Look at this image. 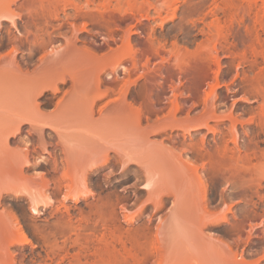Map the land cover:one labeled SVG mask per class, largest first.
I'll return each mask as SVG.
<instances>
[{"label": "rangeland", "instance_id": "rangeland-1", "mask_svg": "<svg viewBox=\"0 0 264 264\" xmlns=\"http://www.w3.org/2000/svg\"><path fill=\"white\" fill-rule=\"evenodd\" d=\"M25 1L0 0V21L4 25L0 34V214L6 216L8 209H14L29 236L40 244L35 248L30 245L11 247L16 254L15 264H57L62 260L60 257L66 254L65 262L61 263L71 264L76 262L72 256L82 252L88 256L85 259L80 254L82 263L92 262V251L102 248V244L94 240L95 234L99 237L101 233L98 231L104 230L102 224L98 223V227L94 224L96 216L90 215L88 207L89 203L99 202L98 192L100 196L110 194L113 199L120 198L116 211L123 228L149 224V235L155 239L157 252L149 260L146 259L147 262L129 259L128 264H158L159 261L163 264H264V114L260 111L264 106V0L62 1L56 17L48 20L41 18L32 24V34L24 38L26 42L17 51V67L11 64V56H8L16 44L15 29L10 21L4 19L7 15L11 16V10L23 13L20 18H15L24 30L25 24L32 21L22 8ZM64 5L66 9L62 10ZM98 9L106 18L109 15L114 17V30L106 33V30L89 24L86 29L91 30H81L78 37L90 44L97 43L101 53L108 50V42L117 47L124 37H129L143 49L151 42L155 43L159 53L152 55L148 68L153 70L154 75L162 67L166 77L152 80L155 83L163 80L154 90L155 104L152 107L156 111L163 108L158 113L160 121H163L171 102L178 101L182 106L176 113L178 128L165 129L166 123L156 124L155 110L150 120L145 116L138 120L128 112L119 114L120 111L117 113L114 110L116 102L106 103L108 98L99 102L91 115L89 98L93 91L86 90L79 96L76 91L71 92L70 81L60 85L61 91L57 96L45 91L38 98L36 94L40 88L60 75L48 78L39 72L41 54L63 48L66 39L74 37H70L73 35L72 23L75 27H83L85 19L82 11L99 12ZM34 24L44 25L40 33L43 35L48 31L52 39L46 49L34 48L31 53L27 41L36 36ZM104 36L107 39H103ZM119 59L115 56L101 62L105 70L102 73L104 80L107 73L111 74L113 67L118 66ZM122 64L130 65L127 61ZM119 69L122 75V68ZM143 69L140 66L130 79L134 81ZM144 83L145 79H138L131 87L130 97L137 98V103L141 98L136 93ZM49 98L48 103H41ZM61 98L62 103L58 102ZM102 105H107L108 109L103 106L105 109L100 111ZM66 110L69 114L62 117L61 112ZM23 118L33 119L37 125L54 127L44 129L47 141L52 142L48 147L51 153L46 150L47 154L40 148L39 136L33 133L31 124H22L19 134L12 133ZM232 137L238 139L235 145L231 142ZM200 140L205 145L196 147L194 143ZM224 140L228 142L229 153L226 154L227 160L224 159L226 163L217 172L210 168L207 149L214 152L215 146L223 144ZM64 147L76 153L73 184L71 182L69 187L67 182L70 180H62L58 188L59 182H52L57 177L61 179L62 162L57 165V173L53 172L52 154L56 153L54 156L57 155L60 162L66 150ZM23 150L31 153L34 165L25 167L21 174L13 173L7 169V156L24 155ZM125 152L140 158L139 161L144 162L141 165L146 167H141L136 161L122 168L121 155L126 156ZM107 155L110 162L105 168L84 175L90 164L95 160L102 161ZM43 156L48 157L46 163L39 162ZM197 157L201 161L199 158L196 160ZM202 160L205 161V168L199 166L204 163ZM195 163L199 166L197 172L194 170ZM46 170L49 172L46 176L51 179L47 188L37 175L43 171L46 173ZM200 177L205 178L207 183L205 201L202 200ZM89 182L94 185L96 196H88L77 203L65 198L68 193L72 196L83 194ZM146 182L153 187L152 196L142 188ZM27 193H33L40 199L50 196L55 203L43 209L42 214H33L29 209L28 196L24 197ZM161 195L164 196L161 206L156 209L149 201L157 200ZM63 199H66L65 206L70 208L67 213L64 205H60L61 211L56 209ZM125 214L140 220L130 225L125 221ZM224 216L226 220L222 219ZM60 217H70L74 225H78L75 228L82 226L78 231L82 230L87 238L93 235L89 237L90 242L86 240L84 243V251L78 244L72 247L73 241L71 245L68 241L67 251L61 249L64 239L61 236L57 237L59 243L56 240L60 247L50 236V240L55 242L54 250L60 248L55 257L49 249L53 242L43 245V238L39 236L42 232L39 234L38 230L49 234L60 222ZM83 232H80V237ZM116 246L124 251L122 244ZM46 251H50L53 259L46 258Z\"/></svg>", "mask_w": 264, "mask_h": 264}, {"label": "bare ground", "instance_id": "bare-ground-1", "mask_svg": "<svg viewBox=\"0 0 264 264\" xmlns=\"http://www.w3.org/2000/svg\"><path fill=\"white\" fill-rule=\"evenodd\" d=\"M12 1L15 2L17 0H12ZM62 1H66V0H46V1L45 0H26L24 2V4L22 5V8L25 11L24 13L27 14V17L29 16L30 18H32L31 19L32 21L30 22V24H28V23L25 24L24 30H22L19 27V24L15 18V17L20 18V16H22L23 13H17V12H14L11 10L10 11L11 16H8V15L5 16L4 15L7 18V19H4V21L5 20L10 21L11 26L14 27L15 33H16V34L14 33L15 34L14 43H16V44L18 43L17 45L15 44L13 49H11V51L13 53L10 51L9 54L11 53V55L8 54V56H11L10 57L11 58V61H10L11 64L17 65V67H19V61L17 60V57H16L17 51H18V49H20L19 46H21L22 44H24V42H26V41H24V38L27 39L29 37V35L32 34V24L35 23V20H38L41 18L48 20L49 18L56 17L60 12L59 6H60ZM65 7H66V5H64V7H62L63 8L62 10H65L66 9ZM74 7L76 8V6H74ZM80 11H82V10H80ZM98 11H99V9H98ZM82 12H83L82 17H83V19H85L84 25H82L83 27L82 28L75 27L74 24L72 23V26L74 27L73 31H72L73 35H71L70 37H73V36L74 37L73 38H67L66 44L64 45L63 48H61L60 47L61 45H60L59 46L60 48H57V51H55L53 53H49L46 50H44L46 52H44L43 55L41 54V56L39 58V59H41L40 60L41 62L39 65L37 64L38 67L40 66V68H41V69L39 68L40 69L39 72H41L43 75L47 76L48 78L51 77L52 75H55V74H60V75L58 76L57 79L51 81L50 84H47V85L45 84L43 86V88L41 87L42 89L40 88V90L37 92L36 95L41 96V95H43V93H45V91L46 92L50 91V92H52L53 96L55 97V96H57V93H59L61 91L62 86H60V85L66 84L67 82L70 81L71 82L70 84L72 86L71 92L76 91V93L79 96H81L82 93H85L86 90L93 91V95L89 98V103L91 104V106H90V108H91L90 114L92 113L91 115H93V113L95 112L94 107L99 102H101L102 100L108 98V100H106V103L109 104V102H116L115 107H117V110L118 109L119 110L117 111L114 107L115 112L118 113L120 111L119 114L122 112L123 113L128 112V113L134 114L138 120H141V118L143 116H145L146 119L150 120V118H151L150 116L153 113H155V111L157 110V109L156 110L153 109V107H152V105L155 104L153 101L154 90H156L155 89L156 86L158 84L160 85L163 81V80L162 81L160 80L158 83L157 82L155 83L152 80L156 77H160L161 79H164L166 77L165 73H163V71H162V67L159 68L158 72H155L154 75H152L153 70L148 68V64H149V61H150L152 55H154V54L158 55L159 48L154 45L155 43L151 42L149 47H146L143 49V48L138 47V45L136 46V44L133 43L129 37H124L121 40L122 41L121 45H117V47H113L108 42L107 43L108 50L101 53V52H99V49L97 48L98 47L97 43L92 42L93 44H90L87 40L80 39L77 34L81 30L90 31L91 29H89V28L86 29L87 25H89V24H92L93 27H98L99 29L106 30V33L107 32L111 33L114 30L112 25L115 23L116 20L114 19V17H110L111 15H109V18H106L107 16L105 17V14L103 13V11L102 12L101 11H99V12L90 11L89 12V11L85 10ZM104 12L106 13V10ZM3 26H4L3 21H0V34H1ZM35 26H36L37 32H35L34 34L36 36L34 37V39L27 41L28 45L30 47L29 51L31 53L34 52L33 51L34 48L42 49V50L46 49V47L48 46V44H50V41L52 39L50 32L46 31V29H45L46 32L43 35L40 33V31L42 32V30H43L42 27L44 25L42 27H40L38 24H36ZM106 33H104V34H106ZM45 34L48 35V37H46ZM103 39H107L106 36H104ZM112 40H114V38ZM49 48L51 49V47H49ZM139 54H140V56H139ZM64 56H66V57H64ZM115 56L120 57L119 64H118V66L113 67V71L111 72V74L107 73L106 80H104L102 77V73L105 70H104V67L101 65V62L105 59L112 58ZM126 61L130 63L129 66L126 64H122L123 62H126ZM140 62H143V63H140ZM176 63L179 64V62H176ZM140 66L141 67L143 66L144 69L138 74V77L136 79H134V81L132 78H131L132 79L131 80L130 76L133 74V72L138 71ZM119 68H122V75L119 74V71H118ZM142 78L145 79V83L140 87V89L138 90V93H136V94H138L137 96L141 98V101H139V103H137V102H135V100L137 98L133 99L132 97H130L131 87L133 84L136 83V80L142 79ZM102 87H104V89ZM68 91H66V92L68 93ZM175 95H177V94H175ZM39 96H38V98H39ZM46 100L47 101H43L41 103H43V104L48 103L50 101V98H49V100L48 99H46ZM61 100H63V99L61 98L58 102H61ZM173 100H175V99L173 98ZM177 102H176V100L171 102L172 104L169 106V109L167 110L166 116H164V118L166 120H164V118H163V121L161 120L162 122L160 121L161 117H160V115L158 116V113L161 112L159 110H163V108L156 111V115H157V117H156L157 121L156 122L157 123L156 122L155 123L156 124L166 123L167 125L165 126V129H176V128H178L179 122H178V119L176 117V113L180 110V108L182 106ZM103 106L106 108L107 105L106 106L102 105L100 107V109H101L100 111L105 109ZM107 109H108V107L105 110H107ZM260 109H262V110H260V111H262L261 113L264 114V106H263V108H260ZM104 112H106V111H104ZM100 113L101 112H99V114ZM164 113H166V112H164ZM106 115H107V113L104 114L103 116H106ZM103 116H101V118ZM32 120L29 118H23L22 121H20L19 125H16L15 129L13 130L14 132H12V133L14 135L19 134L21 129H22V127H21L22 124H31L33 127V131H34L33 133H36L39 136L40 148H42L43 152L48 150L49 153H51L52 151H50V149H48V147L52 142L50 143L47 141V138L45 137V134H44V129L49 128V127L51 128L53 126L52 125L50 126L49 124H47L49 126L46 125L44 127L42 125H37L36 123H33ZM208 127H210V126H208ZM209 130H211V129H209ZM10 136H13V135H10ZM232 138L233 139L231 142H234V145H235V142L237 143L238 139H234L235 137H232ZM203 140H200V141H197L196 143H194L196 145V147H198V146L203 147L205 145ZM222 143L223 144H220L219 146H215L216 148H215L214 152H212L211 150H209L211 152H208V149H207L208 159L211 162L210 168H212L213 170H216L217 172H218L217 169L221 165L223 166L226 163L225 162L227 160L226 154L229 153V151H228L229 148L227 145L228 142L226 140H224V142L222 141ZM38 147H39V145H38ZM64 149H66V148L64 147ZM25 150L28 151L27 148H25ZM27 151L26 152L24 151L25 152V154L23 153L24 155H20V156H16V157L8 155L7 156V169L12 171L13 173L21 174L24 171L25 167H32V165H34V164L32 163L31 158H30L31 153H28L29 151L28 152ZM48 151H46L47 154H48ZM53 152H55V151H53ZM73 152L70 151L69 149L68 150L66 149L63 153L62 159H60V162L57 158V155L54 156L56 153L52 154L53 160H54V163H52V164H55V165H53L54 167L51 168L53 170V172L57 173L58 168H59V167L57 168V165H58V163L62 162L61 168L63 169V171H62L61 175H59L61 179H58L59 177L56 176L57 180L55 179L52 182V183H54L56 181H57V183L59 182V184L55 183V185L56 184L58 185V188L61 187L62 183H60V182L62 180H66V182H67V180L68 181L70 180L69 181L70 183L67 182L68 184H70L69 187H71L73 184V182H72L73 181V175H72L73 174V160L76 156V155H74L76 153H73ZM108 156L109 155L105 156V158L102 161L101 160H99V161L95 160L92 164H90V166H88V169L86 170L84 175L88 174V172L97 173L100 170V168L101 169L105 168L104 166H106L110 162V158ZM121 156L123 157V162L121 163L122 168H125L129 164H133V163L135 164L136 161H137L136 163H138V164L140 163V165H141V163L144 164L143 161L142 162H141V160L139 161L140 158L138 159V157H137V159H136V157L134 155L129 156L127 154L126 156H123V155H121ZM198 158L199 157H197L196 160H198ZM200 158L204 159V156L203 157L200 156ZM224 159H226V160H224ZM47 161H48V157H44L41 160H39V162H42V163H46ZM200 161H201V159H200ZM202 162H204V163H201V165H199V166L205 168V161L202 160ZM143 164L141 165V167H144V166L146 167V165L143 166ZM199 166H198V164L196 165V163H195L194 170H196V172L199 170L198 169ZM212 169H211V172L215 173L214 171H212ZM47 171L48 170H46V173L44 171H43V173L41 172L40 175L37 173V175L42 180L44 187H46V188L50 186V181H51L50 177L48 178L46 176L49 173V172L47 173ZM207 172H209V171L207 170ZM51 174H54V173H51ZM52 180H53V177H52ZM199 180H200V183L202 186V192H203V199L202 200L205 201L207 183L205 184V182H206L205 178L202 179V177H200ZM66 182L64 184H66ZM71 182H72V184H71ZM93 186L89 182V185L87 186V190L84 191L83 194H81V195L76 194V196H72V194L70 195L68 193L65 198L66 199H67V197L71 198L75 203H77V202L81 201L83 198H86L88 196L94 197V196H96L97 192L93 188ZM259 186H261V185H259ZM142 188H144L149 193L150 196L153 195V187H151L150 182L144 183L142 185ZM7 192H9V191H7ZM257 192H259V191L257 190ZM12 193H14V192H12ZM263 194H261V196ZM25 195H24V197L27 198V196H28V198H29V202H30L29 207L30 208L29 207L28 208L31 210L30 212H32L33 214H42L43 209H46L55 203V200L50 196H46V198L40 199L38 196H35L33 193H27V195L26 196ZM98 195H99L98 196L99 202L98 201L93 202L92 204L89 203L90 206H88V207L90 208V210H89L90 215L96 216V218L94 220V224L98 227V223H100V224H102V227H104V230H102V232H99V231H101V229L98 231L99 234L101 233L100 236L97 237V235L95 234L96 239H94L97 241V243L100 242L102 244V248L101 249L100 248L95 249L96 250L95 252L92 251V253L90 254V255H93V257H94V260H92V262L89 263V260H88V262L85 261V263H82L81 257L84 255L82 252V254L80 253L82 256L79 253H77L78 255L72 256L73 259L75 257L76 262L71 263V261H70L71 264H124L125 262H127L126 264H128L130 262L129 259H133L135 262L136 261L142 262V261H145L146 259H148L151 255H153V253L157 252L158 247L155 244L156 243L155 239L151 235H149V224L148 223L141 224V225L134 227V228L133 227L123 228V226H121V224H119V221H118L119 219H117V211H116L117 203L119 202L120 198L116 197L115 199H113L110 194L100 196L99 192H98ZM18 196H20V195H18ZM112 196H113V194H112ZM163 197L164 196L161 195L160 197H158L157 200L153 199L154 201L153 200H151V201L148 200V201L153 202L155 205L154 207L156 209H158L161 206L160 202L163 200ZM66 199H63V202H61L59 205L57 204V206H56L57 211H61L62 208L60 205L65 206L64 200H66ZM145 201H144V203H145ZM142 206L140 207L141 209H142ZM56 209H55V211H56ZM65 209L67 210L66 211V213H67L70 208L65 206ZM142 210H141V212H142ZM55 211H54V213H55ZM55 215H56V213H55ZM124 218H125V221L130 225L134 224V223H138L140 220L137 217H134V216L131 217L128 214H125ZM60 219H61L60 222L58 221L59 223L55 227L54 230L53 229L51 230L49 228L51 230L49 234H46V233H43V231H40L39 228H41V227L37 228V229H39L38 230L39 234H40V232H42L39 236L41 237L40 239L43 238L42 239L43 245H45V242L46 243H50V241L53 242L52 247L50 248L49 247L50 245H48V247H49V249H51L50 251H52L53 256H54L55 254H57L58 250H60V248H59L60 244L58 245L56 240H57V237L61 236L62 238H64L63 242L61 241V243H62L61 245H63V247L61 246V249L65 248V250L67 251V248H69L68 246L66 247V245H68V243H69L68 241H71L69 243L70 245L73 241L74 244L72 243V245H71L72 247L73 246L75 247L78 244V247L80 245V247H81L80 249H82L84 251L85 250L84 243L86 242V240L90 242L89 237H92L93 235L89 236L88 237L89 239H88L84 235L85 233L82 230L78 231L79 228L78 227H76L77 229L75 228V226H78V225H74L75 222L72 221V219L70 217H69V219H65L64 217L63 218L60 217ZM222 219L226 220L227 218H226V216H224ZM57 220H58V218H57ZM150 220H151V216H149V218H148V221H150ZM0 221H1V223H0V264H15V261H16L15 255L16 254L14 253V251L13 252L11 251V247H13V246H22L23 247L25 245H30L32 248H35V247H38L40 245L39 243L38 244L35 243L32 240V238L29 236L28 231L25 230V227H24L22 221L20 220L18 214L16 213V211L14 209H12V208L8 209L6 216L0 214ZM55 223H57V222L55 221ZM80 227L82 228V226H80ZM99 228H97V230ZM97 230H95V232H97ZM47 231H49V230H47ZM45 232H46V230H45ZM80 232H83L82 237H80L81 236ZM74 234L77 237L73 236ZM50 236L55 240V242H56L55 245L59 246L58 249L54 250V243L55 242H54V240L52 241V239L50 240V238H51ZM72 236H73V239H72ZM83 236L86 237L84 240H83V238H84ZM92 240L93 239L91 238V241ZM59 241H60V239H59ZM59 241H58V243H59ZM118 243L122 244V246L124 247V251H120L119 249H117L116 245ZM127 244H129L130 246L128 247ZM50 251L49 252L46 251V253H48L47 257H46L47 259L51 257ZM49 254H50V256H48ZM72 254H74V253H72ZM67 255L68 254H66L65 257L63 256V258L60 257L62 259L61 262H65L63 260H64V258H67ZM59 256H61V255H59ZM84 257L86 259L88 256L86 257V255H84ZM51 258H50V260H51ZM58 262L59 263H57V264H62L60 261H58ZM145 262H147V261H145ZM45 264H48V262H46ZM53 264H55V263H53ZM158 264H163V263L161 261H159Z\"/></svg>", "mask_w": 264, "mask_h": 264}, {"label": "crops", "instance_id": "crops-1", "mask_svg": "<svg viewBox=\"0 0 264 264\" xmlns=\"http://www.w3.org/2000/svg\"><path fill=\"white\" fill-rule=\"evenodd\" d=\"M67 113L69 114V111H68V110H66V111H62V112H61V116L64 117V116L67 115Z\"/></svg>", "mask_w": 264, "mask_h": 264}]
</instances>
